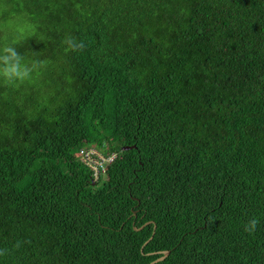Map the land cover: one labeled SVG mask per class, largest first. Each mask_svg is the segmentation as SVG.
Instances as JSON below:
<instances>
[{"label": "trees", "instance_id": "1", "mask_svg": "<svg viewBox=\"0 0 264 264\" xmlns=\"http://www.w3.org/2000/svg\"><path fill=\"white\" fill-rule=\"evenodd\" d=\"M159 250L264 264V0H0V264Z\"/></svg>", "mask_w": 264, "mask_h": 264}, {"label": "built area", "instance_id": "2", "mask_svg": "<svg viewBox=\"0 0 264 264\" xmlns=\"http://www.w3.org/2000/svg\"><path fill=\"white\" fill-rule=\"evenodd\" d=\"M78 155L81 162L91 170L94 181L105 172L107 164L115 157V153L105 154L94 146L80 148Z\"/></svg>", "mask_w": 264, "mask_h": 264}, {"label": "water", "instance_id": "3", "mask_svg": "<svg viewBox=\"0 0 264 264\" xmlns=\"http://www.w3.org/2000/svg\"><path fill=\"white\" fill-rule=\"evenodd\" d=\"M126 148H129V147H126ZM149 223V221H147L146 223H144L143 225H141L140 227H135L134 226V229L135 230H139V229H141L145 224H148ZM155 226L153 227V231H152V234H151V236L145 241V243L147 242V241H149L151 238H152V235H153V233H154V231H155ZM153 253H156V254H159V256L157 257V258H155V259H153L152 261H150L148 264H154V263H156V262H159V261H161V260H163L169 253H170V250H159V251H155V252H153Z\"/></svg>", "mask_w": 264, "mask_h": 264}, {"label": "clouds", "instance_id": "4", "mask_svg": "<svg viewBox=\"0 0 264 264\" xmlns=\"http://www.w3.org/2000/svg\"><path fill=\"white\" fill-rule=\"evenodd\" d=\"M13 55H14V53H13ZM16 72V69H15V67H13V68H11L10 70H9V72L8 73H6V74H12V73H15Z\"/></svg>", "mask_w": 264, "mask_h": 264}]
</instances>
